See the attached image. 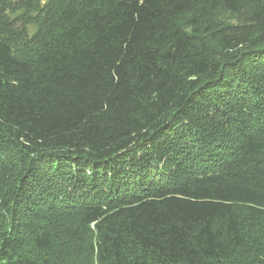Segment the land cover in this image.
<instances>
[{"label": "trees", "instance_id": "obj_1", "mask_svg": "<svg viewBox=\"0 0 264 264\" xmlns=\"http://www.w3.org/2000/svg\"><path fill=\"white\" fill-rule=\"evenodd\" d=\"M39 8L0 0V264L255 261L264 0Z\"/></svg>", "mask_w": 264, "mask_h": 264}, {"label": "rangeland", "instance_id": "obj_2", "mask_svg": "<svg viewBox=\"0 0 264 264\" xmlns=\"http://www.w3.org/2000/svg\"><path fill=\"white\" fill-rule=\"evenodd\" d=\"M50 0H12L13 4L24 3L30 4L31 2L37 3L40 7L39 9L45 8ZM216 19L221 21H226L230 23H242L246 19L245 13L241 14H231L224 10H219L216 13ZM24 23V24H22ZM22 23L15 22L5 23V26H1L0 22V39L6 38V40L12 45L17 53H22L27 55L32 47L37 45V42L33 40V32L35 31L34 20L24 19ZM250 228L254 233L253 239L259 242L260 247H255L256 254L254 255L255 261H249L244 264H264V222L259 220H251ZM251 259V258H250Z\"/></svg>", "mask_w": 264, "mask_h": 264}]
</instances>
